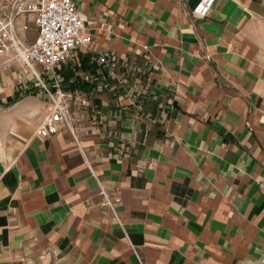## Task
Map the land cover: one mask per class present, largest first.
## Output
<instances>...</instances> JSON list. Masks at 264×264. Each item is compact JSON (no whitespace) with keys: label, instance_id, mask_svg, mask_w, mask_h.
I'll use <instances>...</instances> for the list:
<instances>
[{"label":"crops","instance_id":"0c3cea01","mask_svg":"<svg viewBox=\"0 0 264 264\" xmlns=\"http://www.w3.org/2000/svg\"><path fill=\"white\" fill-rule=\"evenodd\" d=\"M199 1L76 0V139L0 58V264H264V0Z\"/></svg>","mask_w":264,"mask_h":264},{"label":"built area","instance_id":"2783aa9c","mask_svg":"<svg viewBox=\"0 0 264 264\" xmlns=\"http://www.w3.org/2000/svg\"><path fill=\"white\" fill-rule=\"evenodd\" d=\"M217 0H200L192 13L200 18L208 16ZM32 16L36 39L29 42L16 34L18 18ZM92 36L80 17L76 0H0V58L6 63L19 62L23 73L41 87L48 98L49 113L36 131L46 139L61 128L75 137L71 107L72 92L63 88L56 70L67 65L73 55L89 49ZM114 61V60H113ZM102 206L112 209L118 199L100 186Z\"/></svg>","mask_w":264,"mask_h":264},{"label":"rangeland","instance_id":"374dc122","mask_svg":"<svg viewBox=\"0 0 264 264\" xmlns=\"http://www.w3.org/2000/svg\"><path fill=\"white\" fill-rule=\"evenodd\" d=\"M135 79H136L135 75H133V74L129 75V78L127 79L126 85H123V88L121 90L122 92L124 90V92H123L124 96L126 94H128V96L131 97L133 95H136L139 92H143V89H144L143 82L142 81L136 82ZM125 91H126V93H125Z\"/></svg>","mask_w":264,"mask_h":264}]
</instances>
